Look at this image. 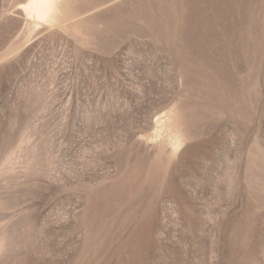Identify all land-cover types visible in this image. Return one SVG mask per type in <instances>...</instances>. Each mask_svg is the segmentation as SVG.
<instances>
[{"label": "rangeland", "instance_id": "obj_1", "mask_svg": "<svg viewBox=\"0 0 264 264\" xmlns=\"http://www.w3.org/2000/svg\"><path fill=\"white\" fill-rule=\"evenodd\" d=\"M26 3L0 0V264H264V0Z\"/></svg>", "mask_w": 264, "mask_h": 264}, {"label": "bare ground", "instance_id": "obj_2", "mask_svg": "<svg viewBox=\"0 0 264 264\" xmlns=\"http://www.w3.org/2000/svg\"><path fill=\"white\" fill-rule=\"evenodd\" d=\"M24 9H25V11H26V13L28 14V16L29 17H35L36 19H38V20H45L49 15H50V13L51 12H53L55 9H57V0H27V3H26V5L24 6ZM161 10V9H160ZM164 10V9H163ZM164 12V11H163ZM165 13H166V11H165ZM167 15V14H166ZM153 21V20H152ZM149 22H151V21H149ZM152 23V22H151ZM155 23V22H154ZM195 24H197V23H195ZM195 26H197V25H195ZM240 37V39H242L241 37H242V35H240L239 36ZM167 163V162H166ZM153 170V169H152ZM155 172V171H154ZM151 173V172H150ZM165 173V172H164ZM162 174V173H161ZM159 175V174H158ZM165 175V174H164ZM155 176V175H154ZM158 178V177H157ZM161 178H162V176H161ZM151 181V180H150ZM138 183H139V181H137ZM157 182V181H156ZM155 182V183H156ZM159 182V181H158ZM162 183H163V180L161 181ZM151 183V182H150ZM142 184H143V182H142ZM141 184V186H143V190H147V185H142ZM135 185V184H134ZM137 185V184H136ZM130 186V185H129ZM128 186V187H129ZM150 186V185H149ZM161 186V185H160ZM131 187V186H130ZM136 187V186H135ZM139 187V186H138ZM138 187H136L137 188V190H138ZM157 187V186H156ZM127 189H129L128 191L130 192L129 194H127V195H129L128 196V198H124V200L125 199H127L124 203L125 204H123L124 205V209L126 210V212H127V215H128V217L129 218H131V219H133V218H135V217H137V216H139V214H138V212H139V210H138V204H140V203H142L143 202V200L145 199V197L147 196L146 195V193L144 192L143 194H144V196H138L137 194H135L132 190H133V188L132 189H130V188H127ZM150 189V188H149ZM140 190V189H139ZM141 190H142V188H141ZM135 191V190H134ZM148 191V190H147ZM126 192V191H125ZM136 192V191H135ZM139 192V191H138ZM141 192V191H140ZM125 195V194H124ZM117 196V195H116ZM126 197V196H125ZM119 198H121L120 196H119ZM118 199V198H117ZM148 199H150V198H148ZM119 200V199H118ZM121 201H123L122 199H121ZM108 202V201H107ZM111 202V201H110ZM109 202V203H110ZM145 202V201H144ZM147 202V201H146ZM149 202V201H148ZM111 204V203H110ZM118 204V203H117ZM142 205V204H141ZM140 205V206H141ZM110 206V205H109ZM110 210V209H109ZM111 210H112V208H111ZM116 210V208L114 209V211ZM118 210V209H117ZM116 210V211H117ZM107 211V210H106ZM113 211V212H114ZM120 211V210H119ZM105 212V211H104ZM112 212V211H111ZM115 213V212H114ZM117 214V213H116ZM125 214V213H124ZM142 214V213H141ZM115 215V214H114ZM126 216V215H125ZM117 217V216H116ZM127 217V216H126ZM118 218V217H117ZM123 219V218H122ZM125 219V218H124ZM130 219V220H131ZM106 220V219H105ZM109 220V219H108ZM140 220V219H139ZM103 221V223H104V220H102ZM132 221V220H131ZM135 221H137V220H135ZM107 222V221H106ZM106 222H105V224H106ZM112 223H113V221H111ZM140 222V221H139ZM126 223H128V222H126ZM130 223V222H129ZM128 223V224H129ZM134 223V222H133ZM138 223V222H137ZM101 224V223H100ZM99 224V225H100ZM111 224V223H110ZM136 224V223H135ZM109 225V224H108ZM133 225V224H132ZM111 226V225H110ZM115 226V225H114ZM124 227V226H123ZM122 227V228H123ZM99 228V227H98ZM106 228H108V226L106 227ZM133 228H134V226H133ZM132 228V229H133ZM101 229V228H100ZM112 229H113V227H112ZM111 229V231L113 232V230ZM115 229H117V228H115ZM105 230H107V229H105ZM119 230V229H118ZM96 231V230H95ZM110 231V230H109ZM116 231V233H118V231L117 230H115ZM97 232V231H96ZM130 232V231H129ZM99 233H100V231H99ZM103 233H104V231H103ZM107 233V232H106ZM109 233V232H108ZM124 233V232H123ZM95 234V233H94ZM93 234V235H94ZM115 234V233H114ZM126 234V233H125ZM104 235V234H103ZM102 235V236H103ZM111 235V234H110ZM123 235V234H122ZM122 235H120V236H122ZM91 236V235H90ZM98 236V235H97ZM107 236V235H106ZM113 236V235H112ZM117 236H118V234H117ZM130 236V235H129ZM94 237V236H93ZM96 238V237H95ZM103 238V237H102ZM116 238V237H115ZM123 238V237H122ZM90 239H91V237H90ZM100 240V239H99ZM105 240V239H104ZM103 240V241H104ZM115 240V239H114ZM124 240V239H123ZM110 241V240H109ZM119 242V241H118ZM122 242V241H121ZM92 243V242H91ZM102 243V242H101ZM107 243H110V242H107ZM114 243V242H113ZM117 243V242H116ZM86 244V243H85ZM96 244V243H95ZM99 244V243H98ZM120 244V243H119ZM115 245V244H114ZM86 246V245H85ZM92 246V245H91ZM91 246H89V247H91ZM109 246V245H108ZM83 247V246H82ZM81 247V248H82ZM95 247V246H94ZM96 247H98L97 246V244H96ZM88 248V247H87ZM92 248V247H91ZM115 248V247H114ZM83 250V249H82ZM117 250H119V248L117 249ZM85 251H86V249H85ZM91 251V250H90ZM99 251V250H98ZM88 252V251H87ZM95 252V251H94ZM119 252V251H118ZM86 252H84V253H82V254H85ZM100 253V252H99ZM87 254V253H86ZM89 254V253H88ZM87 254V255H88ZM94 255V254H93ZM91 256H92V252H91ZM84 257V256H83ZM82 257V258H83ZM97 257V256H96ZM99 257V256H98ZM88 258V257H87ZM94 258V257H93ZM103 258V257H102ZM107 258V257H106ZM98 259V258H97ZM105 259V258H104ZM108 259V258H107ZM87 260V259H86ZM92 260V259H91ZM102 260V259H101ZM100 260V261H101ZM112 260V259H111ZM110 260V261H111ZM95 261V260H94ZM97 261H99V260H97ZM93 262V261H92ZM103 262V261H102ZM100 263V262H99ZM82 264H84L83 263V261H82ZM87 264V263H86ZM93 264H95V263H93ZM105 264V263H104Z\"/></svg>", "mask_w": 264, "mask_h": 264}]
</instances>
